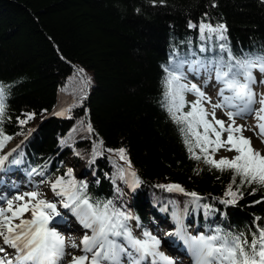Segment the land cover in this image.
<instances>
[{
    "label": "trees",
    "instance_id": "obj_1",
    "mask_svg": "<svg viewBox=\"0 0 264 264\" xmlns=\"http://www.w3.org/2000/svg\"><path fill=\"white\" fill-rule=\"evenodd\" d=\"M201 23L224 25L226 39L207 29L202 39ZM228 50L237 60L264 55V0H0V85L7 92L2 128L12 137L0 154L15 145L9 163L18 170H44L47 182L87 184L91 202L112 201L132 217V232L182 215L195 237L244 234L250 240L257 224L264 227V186L237 188V177L233 191L242 198L221 203L230 199L232 173L190 158L165 99L170 71L200 74L226 62ZM188 94L185 113L194 102ZM25 113L36 115L21 125ZM189 139L203 156L195 137ZM121 148L138 186L120 172L128 170L117 154ZM68 157L83 177L73 168L68 176L62 165ZM160 185L195 192L199 206Z\"/></svg>",
    "mask_w": 264,
    "mask_h": 264
},
{
    "label": "snow or ice",
    "instance_id": "obj_2",
    "mask_svg": "<svg viewBox=\"0 0 264 264\" xmlns=\"http://www.w3.org/2000/svg\"><path fill=\"white\" fill-rule=\"evenodd\" d=\"M212 6L215 7V4ZM199 27L202 39L205 29L210 34L216 33L220 40L226 39L224 33L227 29L224 25L212 27L201 23ZM221 49L227 50L223 45ZM228 52L226 62L221 60L213 68H206L210 73L214 72L216 82L221 85L216 103H212L211 98L196 84L189 86L181 83L186 79L182 73L176 74L171 71L165 82V99L168 102L167 111L173 122L182 125L180 131L184 135V143L191 154L190 158L197 161L202 159L204 164L219 172L232 173V182L225 193L230 199L222 200L221 203L234 205L242 198L241 193L233 191L237 177H239L237 188L245 184L249 187L253 184L264 186V94H260L257 99V93L253 88L257 83L254 70L264 74V55L237 60L230 50ZM193 70H196L195 67ZM260 83L264 84V80ZM185 92H192L197 97L191 103L190 111L186 113L181 111L187 103L184 98ZM6 99V88L0 85V149L12 139L4 134L2 128L7 108ZM205 103L211 105V113L203 106ZM255 104H259L260 107L255 108ZM217 109L224 111L227 121L216 117ZM57 114L63 116L64 112ZM35 115V113H25V118L20 119L19 123L25 125L33 120ZM209 115L211 120L208 119ZM248 115L253 116L257 121L254 127L249 128L245 124L236 123L237 117L243 119ZM201 127L203 133L198 130ZM87 130L93 131L90 123L87 125ZM245 131L253 132L260 146H254L253 137L243 135ZM224 133H227L226 139H222ZM189 134L195 137L196 146L203 156L193 151ZM221 148L234 152L235 155L216 159L215 154ZM117 154L128 164V170L120 169L122 176L127 171L132 178L133 186H138L141 181L135 171H131V162L127 159L125 149H119ZM7 159V156H0V168ZM33 171L35 172V169ZM38 174L43 175V173ZM71 175L72 170L69 169L68 176ZM160 187L189 195L199 206L201 198L195 192L185 193L180 185H160ZM86 189L87 184L77 185L75 180L65 181L63 178L51 184L52 192L63 198L62 206L71 209L83 226L92 231L91 236L85 235L80 242L85 255H73L70 264H121L125 255L128 256L131 264H144L148 257L153 258L151 264H157L156 257H159L164 264H173V261L158 251L159 239L147 231L143 233L144 239L134 237L127 224L132 217L116 209L112 201L103 204L91 202L85 195ZM252 194H255V189ZM14 201L17 202L15 205ZM6 203L7 208L0 207V240L13 249L14 254H9L5 248L0 247V254H3L0 255V264H60L66 254L65 240L48 226L55 216L61 215L57 211L56 203L44 199L39 191L16 195ZM203 207L206 211L209 208L208 205ZM9 212L11 216L7 214ZM25 213H30V218H24ZM256 219L258 221L260 218ZM17 220L19 223H14ZM175 235L188 244L195 258V264H264V227L259 224L252 232L250 240L244 234L189 237L182 223L179 224ZM71 247L76 248L78 245L72 242ZM88 253H91V256L87 255Z\"/></svg>",
    "mask_w": 264,
    "mask_h": 264
},
{
    "label": "rangeland",
    "instance_id": "obj_3",
    "mask_svg": "<svg viewBox=\"0 0 264 264\" xmlns=\"http://www.w3.org/2000/svg\"><path fill=\"white\" fill-rule=\"evenodd\" d=\"M197 73L195 72V75ZM194 72H185L186 80L189 81V86L191 84H196L202 91L205 92L207 96L211 98L212 103H216L219 99L218 92L220 89V85L216 83L215 75L212 73L204 70L202 74H198V77L195 78ZM254 75L256 77L257 83L253 86L254 91L257 93V99H259L260 94H264V84H261L260 81L264 80V74H261L259 71L254 70ZM197 79V80H196ZM185 80V82H186ZM187 84V83H186ZM227 94V93H226ZM196 96L189 92L187 99L189 101H195ZM209 113H211L212 108L210 104L205 103L203 105ZM255 108H259V104L254 105ZM216 117L219 119H223L227 121V117L224 115V111L222 109L216 110ZM211 120V116L208 117ZM214 123V122H213ZM236 123L239 124H245L249 128L254 127V125L257 123V121L253 118V116L248 115L245 118H236ZM218 127V126H217ZM245 136H251L253 137V145L254 146H260L259 141L254 136L253 132L251 131H245L243 133ZM15 145H9L6 146L5 150L0 154V156H7L8 159L5 161V164L2 168H0V177L8 178L10 179V184H7V186H3V191H1V199L0 201V207L7 208L6 201L8 199H13L16 195L23 194L25 192H31V191H39L43 194V198L52 202L56 203L57 205V211L61 213L60 216H55V218H61L60 223H64L65 221L67 223H64L61 227L60 224L57 223V221L52 220L53 222V229L56 231L59 235L64 237L65 240V258L64 261H60V264H70L71 257L73 255L80 256L85 255V253L82 251V245L81 240L85 235L91 236L92 231L91 229H86L84 226H80L78 229H68L70 224L74 225L76 222H80L79 218L71 211V209L64 208L62 206V197L56 196L52 190H51V184L52 182H47L45 179L44 170H39L37 172H24L20 171L17 168H15L16 164H10L9 160L11 157V154L13 153ZM234 154L232 152L225 151L224 149L221 150L216 156V159H219L222 156L232 157ZM67 169L73 168L75 175L77 177H83V168L82 167H74L76 165L75 161L68 157L65 159V162L62 164ZM38 173H43V175H39ZM17 202L14 201V205ZM22 203V202H21ZM9 216H11V213H7ZM182 223L184 226V229L186 231L187 236L194 237L193 233L195 231L194 226H192L190 223L186 221V219L182 215L177 216H170L166 220H164L162 217L158 220H156V223L151 226L149 229L148 227L145 228V231L151 233L153 236H155L157 239L160 240V246L158 251L162 253L166 257H173L171 251L177 252L183 245L181 244L182 240L180 237L175 235V232L177 231L179 224ZM169 233H172V235H169ZM133 236L138 239H144V235L142 232H139L138 230H135L132 232ZM167 237V238H166ZM72 238V239H71ZM72 242H75L78 247L72 248L71 244ZM185 243V241H184ZM185 248H183L184 255L181 256V259H187V256L190 254L188 260H190V257L195 264V258L189 249V246L187 243H185ZM179 247V248H178ZM172 248V249H171ZM131 251V249H129ZM87 255L91 256V253H88ZM135 255V253H133ZM192 255V256H191ZM152 257H148L147 260H145L144 264H151ZM157 260V264H164L163 261H160L159 257L155 258ZM181 259H179L181 261ZM176 261L177 259L174 258ZM173 260V261H174ZM180 261L177 260L175 264H180ZM121 264H131V261L129 260L128 256H123Z\"/></svg>",
    "mask_w": 264,
    "mask_h": 264
},
{
    "label": "bare ground",
    "instance_id": "obj_4",
    "mask_svg": "<svg viewBox=\"0 0 264 264\" xmlns=\"http://www.w3.org/2000/svg\"><path fill=\"white\" fill-rule=\"evenodd\" d=\"M10 179H8V178H3V177H0V193H1V191H3V186H7V184H10ZM0 197H1V195H0ZM0 201H2V199L0 198ZM1 203V202H0ZM24 218H30V213H25V217ZM60 217L59 218H53L52 220H54V221H57V223H59L60 224V227L64 224V223H67L66 221L64 222V223H60ZM14 223H19V221L17 220V221H14ZM52 225H53V222L51 221V223L48 225L49 226V228H51L52 227ZM80 226H83V224L81 223V222H76L74 225H72V224H70V226H69V228L68 229H78ZM61 228H63V227H61ZM167 238V237H166ZM72 239V238H71ZM181 244L183 245V247H181V249H179V251H177V252H174V251H171L172 252V254L174 255L173 257H169V259L171 260V261H173L174 260V258H176L178 261H180L179 259H181V256H183L184 254L183 253H185L184 251H183V248H185V243H184V240H182V242H181ZM0 247H3V248H5V250H6V252H8L9 254H14V251H12L11 249H10V247H8L7 245H4L3 244V242H2V240H0ZM179 248V247H178ZM172 249V248H171ZM186 249V248H185ZM187 250V249H186ZM0 255H3V254H0ZM189 256H190V254H189ZM189 256H187V259H181V261H180V264H194L193 263V261H192V259H191V257H190V260H188V258H189ZM192 256V255H191ZM65 258V257H64ZM177 260L175 261H173V264H175L176 262H177ZM64 261V259L62 260V262Z\"/></svg>",
    "mask_w": 264,
    "mask_h": 264
}]
</instances>
